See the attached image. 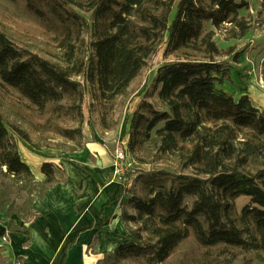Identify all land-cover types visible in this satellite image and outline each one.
<instances>
[{
	"label": "trees",
	"instance_id": "obj_1",
	"mask_svg": "<svg viewBox=\"0 0 264 264\" xmlns=\"http://www.w3.org/2000/svg\"><path fill=\"white\" fill-rule=\"evenodd\" d=\"M14 1L59 37L69 60L72 40L86 25L80 10L88 11L92 20L88 62L70 68L18 47L0 31V80L39 112L58 113L66 96L71 101L68 109L79 114L81 82L73 75L96 84L99 97L110 101L125 92L161 46L168 58L157 66L151 87L159 106L148 100L146 92L127 116L125 153L151 163L137 152L152 147L160 154L157 159L175 155L181 169L139 170L134 183L142 192L130 191L120 214L135 228L128 227L114 251L97 264H128V260L165 264L189 238L205 250L232 254L238 248L264 250V109L246 93L235 99L216 87L230 81L228 57L238 62L242 53L233 54L232 47L221 49L214 30L205 29L207 22L214 28L229 23L244 36L249 23L239 11L247 8L245 0ZM57 130L69 139L81 134L80 127ZM18 139L27 136L5 123L0 113V213L12 232L28 229L37 216L34 197L43 196L56 181L54 164L48 160L40 165L44 178H34L20 155ZM239 196L249 197V202L238 212ZM19 197L23 201L15 205ZM101 223L107 224V219Z\"/></svg>",
	"mask_w": 264,
	"mask_h": 264
},
{
	"label": "rangeland",
	"instance_id": "obj_2",
	"mask_svg": "<svg viewBox=\"0 0 264 264\" xmlns=\"http://www.w3.org/2000/svg\"><path fill=\"white\" fill-rule=\"evenodd\" d=\"M245 1L247 8L239 11L240 16L249 23L248 32L244 36L241 37L237 28L229 23L214 28L207 22L205 29L214 30V39L221 49L232 47L233 54L239 50L242 53L238 57V62H235L231 56L228 57L226 64L229 68L230 81L217 83L216 87L225 89L235 99L246 93L254 105L264 109V0ZM80 11L86 19V25L79 36L72 40L74 51L70 60L68 51L59 44V37L28 16L17 1L0 0V31L18 47L36 53L50 62L62 67H78L80 63L88 62L92 51L90 42L94 35L90 13ZM163 49L164 46H161L151 55L125 92L110 101L99 97L96 84L85 82L81 74L73 75V79L81 82L82 96L76 103L80 105V112L77 115L68 109L71 101L66 96L60 102L63 109L58 113L47 109L39 112L16 89L0 80V113L5 123L19 127L27 136V140L18 139V148L22 159L31 170L33 172L37 170L35 166L40 158L57 159L63 154L80 149L86 140L94 139L96 134L114 138L117 149L125 151L128 139L127 116L136 110L140 97L147 92L148 100L159 106L156 93L151 92V87L157 66L168 59L164 58ZM73 127L81 129V134L75 135L73 139L60 135L57 130ZM137 155L152 161L141 163L134 160L130 154H126L132 164L129 191L138 195L142 191L140 185L134 183V179L139 170H148L153 166L165 167L175 172L181 169L182 162L175 155H163L161 159H157V155L160 154H156L155 148L152 147L138 151ZM183 172L189 173L190 169H185ZM22 201L23 199L19 197L14 203L20 205ZM248 202L249 197L236 198L237 211L239 212ZM128 211L133 212L130 208ZM127 227L132 230L135 224L130 223ZM127 229L122 235H127ZM142 235L146 237L147 234L142 233ZM233 252V254L218 252L214 248L205 250L189 238L180 243L165 264H264V250L245 251L238 248L233 249ZM128 262V264H145L142 260H128Z\"/></svg>",
	"mask_w": 264,
	"mask_h": 264
},
{
	"label": "crops",
	"instance_id": "obj_3",
	"mask_svg": "<svg viewBox=\"0 0 264 264\" xmlns=\"http://www.w3.org/2000/svg\"><path fill=\"white\" fill-rule=\"evenodd\" d=\"M116 149L114 138L96 134L78 150L57 159L40 158L38 171H32L35 179L44 178L40 165L48 160L56 181L43 196L34 197L37 216L27 230L9 231L0 213L1 264H97L111 254L128 228L120 214L130 196V185L114 177ZM16 223L22 220L16 218Z\"/></svg>",
	"mask_w": 264,
	"mask_h": 264
},
{
	"label": "built area",
	"instance_id": "obj_4",
	"mask_svg": "<svg viewBox=\"0 0 264 264\" xmlns=\"http://www.w3.org/2000/svg\"><path fill=\"white\" fill-rule=\"evenodd\" d=\"M132 166L131 162L128 161L126 153L123 149H116L114 155V176L122 184H130V167Z\"/></svg>",
	"mask_w": 264,
	"mask_h": 264
}]
</instances>
